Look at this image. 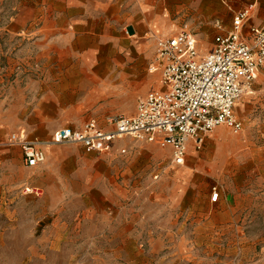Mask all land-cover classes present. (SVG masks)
<instances>
[{"label":"rangeland","instance_id":"rangeland-1","mask_svg":"<svg viewBox=\"0 0 264 264\" xmlns=\"http://www.w3.org/2000/svg\"><path fill=\"white\" fill-rule=\"evenodd\" d=\"M1 9L0 0V13ZM157 15L167 30L145 38L141 55L147 67L153 59L154 38L182 29L195 34L199 55H205L213 37L221 32L213 23L218 20L222 31H228L232 10L225 0H181V4L162 5ZM263 22L254 15L245 27H257ZM7 44L18 45L16 40L0 37V62L6 57L18 60V49L3 52ZM261 70L233 108L235 118L242 124L240 131L234 133L225 126L215 128L203 137L200 150L189 148L180 170H168V162L148 150L150 144L130 138L118 141L109 153H84L92 158L90 166L95 162L106 164L104 175L32 174L35 168H27L21 162L19 149L9 148L3 137L14 130H10L12 124L34 121L38 101L21 98L17 91L24 86L1 88L5 82L0 84L6 90L0 96V122L7 124L6 130L0 129V134H5L0 136V264H264ZM25 74L6 78L11 82L19 77V83L22 77L35 75L32 71ZM146 75L147 93L158 88L159 77L147 70ZM126 91L132 94H123L120 99L81 100L83 106L93 109L67 118L71 123L93 118L106 127L107 117L126 115L134 110L136 98L143 97L134 86L126 87ZM51 102L45 100L46 104ZM23 108L26 110L21 114ZM46 114L45 121L49 123L60 118L55 108ZM119 148L126 149V156L118 155ZM155 152L164 157L167 149L156 148ZM157 160L164 162L161 171L167 174L153 179ZM21 163L25 175L19 172ZM78 170L83 174L89 172V167L82 165ZM97 170L96 165L92 171ZM36 187L41 190L38 195L26 191ZM212 188L219 197H226L225 209L210 206ZM119 209L125 211L127 225L128 215H134L133 244L119 243L115 237Z\"/></svg>","mask_w":264,"mask_h":264},{"label":"crops","instance_id":"crops-1","mask_svg":"<svg viewBox=\"0 0 264 264\" xmlns=\"http://www.w3.org/2000/svg\"><path fill=\"white\" fill-rule=\"evenodd\" d=\"M225 1L230 4L232 16L249 8V19L254 15L257 20L264 19V0ZM9 2L10 0H1L0 37L7 41H17L18 45L15 47L5 45L3 52L8 54L12 52L11 50L18 49L19 59L12 60L6 57V60L0 62V84L5 82L1 88L24 86L17 91L22 95L21 98L38 102L34 105V121L28 119L21 124L19 122L12 124L10 130L15 131L8 130L10 133H7V136L4 133L0 134L5 135L4 144L9 148H18L23 163L20 148L10 143L11 134L21 132L26 141L39 143L45 160L35 169L32 168L31 172L34 175H104L105 163L95 162L90 166L92 158L86 157L80 146L51 145L49 144L51 135L62 128L81 129L89 121H95L101 126L93 118L77 123L74 121L71 123L67 118L82 115L93 109L83 106L81 100L120 99L123 94L126 96L132 94L131 91H126V87L130 89L133 86L135 90L138 88L137 92L142 96L150 92L149 90L146 93L144 83L147 77L146 70L151 74L149 67L153 59L147 67L146 59L141 55L145 38L167 30L164 20L157 12L162 5L181 4V0H14L11 4ZM155 27L158 30H155ZM250 27L253 26L244 27V31ZM263 70L264 67L261 71ZM28 71L35 75L32 78L24 76L18 83L20 75H26ZM11 74H16L20 78L15 77V80L8 82L6 77H11ZM1 88L0 96L6 93V90ZM45 100L53 102L46 104ZM66 100L78 102L72 104L61 102ZM53 108L58 110L60 118L56 123L46 122L47 110ZM25 110L23 108L21 114H24ZM134 112L135 108L124 116L130 117ZM6 125L1 124L0 129L6 130L4 129ZM150 145L149 151L168 162V170H180L185 166L189 148L195 151L193 146L189 145L184 165L175 166L171 164L170 148H164L167 152L161 157L156 154V148L164 149L155 143ZM126 152L125 148L117 150L120 157L126 156ZM159 161L154 163L151 175L153 179L167 174L166 171L164 173L161 171L164 162ZM22 163L19 172L25 175ZM82 165H87L89 172L87 170L82 174L78 170ZM96 165L98 170L94 172L92 169ZM34 189L41 193L39 187ZM226 200L225 196L219 197L218 194L215 202L212 203L210 199L208 202L211 207L225 209ZM215 203L217 205L213 206ZM116 212L119 213V220H116L115 237L119 243L125 241L135 243L136 236L132 232L134 215H128L130 224L127 225L125 211L119 209ZM129 230L131 232L127 234Z\"/></svg>","mask_w":264,"mask_h":264},{"label":"built area","instance_id":"built-area-1","mask_svg":"<svg viewBox=\"0 0 264 264\" xmlns=\"http://www.w3.org/2000/svg\"><path fill=\"white\" fill-rule=\"evenodd\" d=\"M249 12V8L236 12L228 31L215 20L213 26L221 32L203 56L190 30L155 37L149 69L158 73V88L136 100L134 115L109 116L106 127L89 121L78 130H56L49 144L78 145L86 154L100 155L111 152L116 141L130 138L170 148L171 164L182 166L188 146L200 150L203 137L215 128L225 126L237 133L242 124L233 108L264 67V22L245 32ZM10 143L20 148L27 168L44 162L39 143L26 141L23 133L11 134ZM26 191L40 194L37 189ZM217 199L212 188L210 201Z\"/></svg>","mask_w":264,"mask_h":264}]
</instances>
